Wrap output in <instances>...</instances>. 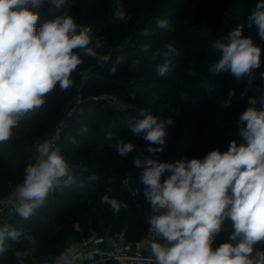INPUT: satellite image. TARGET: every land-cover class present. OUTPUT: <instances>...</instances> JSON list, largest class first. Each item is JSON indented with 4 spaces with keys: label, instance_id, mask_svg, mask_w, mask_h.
<instances>
[{
    "label": "clouds",
    "instance_id": "clouds-1",
    "mask_svg": "<svg viewBox=\"0 0 264 264\" xmlns=\"http://www.w3.org/2000/svg\"><path fill=\"white\" fill-rule=\"evenodd\" d=\"M44 2L0 0V143L11 139L20 120L41 108L57 86L61 91L73 87L72 74L84 63L81 54L101 65L110 60L109 55L97 51L104 42L93 28L78 24L69 14L68 0H48L56 14L37 28L38 9ZM112 8L114 21L131 19L121 0H114ZM247 22L249 27L256 26L258 38L264 41V0H258ZM156 25L167 29L169 21L158 19ZM243 28L238 25L213 42L212 48L220 54L209 69L213 76L231 73L237 81L249 78V83L254 79L262 64V48L251 36L243 35ZM141 35H148L147 30ZM140 47L148 52L151 44ZM164 48L166 59L157 65L159 77L168 75L170 55L176 52L171 43ZM122 59L118 57L117 63ZM111 71L115 73V66ZM234 94V90L229 91L223 107L230 106ZM248 104L238 121L244 142L232 140L226 151L217 148L203 158L159 160L171 118L165 120L143 110L139 118L129 122L133 135L149 142L147 151L152 154L147 159L135 157L133 164L144 169L140 180L151 215L147 217L150 236L143 244L155 264H264V93L249 97ZM82 131L87 132V128ZM105 139L121 157L136 150L133 142L116 139L113 133H107ZM36 152L34 163L24 168L22 183L10 198L0 199V212L11 206L15 214L29 220L46 206L51 193L76 184L58 147L45 140L36 145ZM98 178L95 173L89 177ZM100 203L114 213L128 209L126 202L107 194ZM226 220L232 222L233 231L226 242L214 247ZM6 241L12 244L6 246ZM22 243L23 249L14 247ZM36 244L30 231L0 224V254L10 249L17 264H26L35 255ZM81 255V245L69 241L58 255H45L38 264H78Z\"/></svg>",
    "mask_w": 264,
    "mask_h": 264
},
{
    "label": "trees",
    "instance_id": "trees-1",
    "mask_svg": "<svg viewBox=\"0 0 264 264\" xmlns=\"http://www.w3.org/2000/svg\"><path fill=\"white\" fill-rule=\"evenodd\" d=\"M101 1L96 0L98 3ZM152 1L154 4L151 3ZM174 1L127 0L124 8L131 19L120 22L114 21L112 17L107 23L101 22V11L95 8V4L83 6L78 15L76 12L71 13L73 17L77 18L78 24L93 28L94 33L104 42L103 47L97 51L109 55L110 60L107 64L99 66L95 59L81 54L84 63L72 74L73 87L67 91L60 90L57 93L59 104L65 109L72 108L78 96H84V100H82L74 116H78L82 120L85 118L93 119L87 109H97L96 111L101 116H109V121H104L103 130L99 128L90 130V133L97 132L94 138L81 140L74 134L73 125L75 123L72 124L74 116L69 119V125L65 127L61 140L68 133L71 134L69 136L71 140L66 139V150H61V153L64 157L75 154L71 162L74 165L72 172L76 177V184L63 192L57 190L51 193L46 206L38 210L37 214L29 220H23L19 217L17 221L12 222L13 227L30 231L37 240L36 253L33 257L28 258L26 264H33L45 255H58L69 241L81 244L85 238L93 234L102 235L124 231L127 239L132 242L147 236V217L151 215V206L145 199V185L140 180L144 169L135 167L133 160L137 156H140L141 159H147L152 154L147 151L149 142L145 141L142 136H134L129 128V122L137 119L133 114H138L134 102H139L141 99L133 100L132 97L130 98L129 101H132L131 103L134 104L131 105L134 106L130 109L129 115L120 113L115 109L109 108L108 110L104 100L94 102L86 99L90 94L88 93L89 90L97 88H111L116 91L138 94L141 93L136 87L139 84L143 85L149 94L158 93L162 84L165 89L167 88L166 80L171 79V77H159L157 66L153 63L144 64L135 58L133 50H136L137 44L141 43L138 38L144 36L139 31L144 21L149 16H153L156 10H168L177 6ZM257 2L258 0H189L186 4L182 3L179 5L181 10L173 16V22L176 21L180 34L176 40L178 53L194 59L206 57L209 51L207 48L212 47L216 36L221 37L227 34L229 30L242 24L244 25L243 35L251 36L254 43L262 48V66L264 64V41L258 38V29L255 25L249 27L247 20L232 18L231 15L232 11L235 10L252 11ZM55 14V12L47 10L46 14L41 15L40 21L51 19ZM191 22H196L201 30L192 32L190 29ZM191 46L196 49L193 50ZM219 56L218 53V59ZM118 57L123 58L120 63H117ZM144 58L148 61L151 59L150 56L145 55ZM113 66L116 68L115 73L111 71ZM85 73H88V76L83 82ZM117 77H124L130 82L121 83L115 80ZM209 80L224 83L225 86L234 89L237 93H251L257 96L264 93V78L262 77L254 78L249 83L247 77L237 81L231 73H220L215 76L211 74ZM82 82L84 88L80 91L79 86ZM179 89L177 88L175 93L169 94L168 92V96H162L164 98L171 97L172 100H170L171 104H168L170 106H165V109L159 112V117L167 120L166 117L171 116L173 123L167 125L168 139L163 152L158 154L160 161L175 162L184 158H203L207 152L217 148L226 151L232 140H236L238 144L244 142L239 132L230 133L222 138L218 137L216 134L221 131V125L215 123L207 112L198 110L193 104L182 100L177 94ZM51 102L53 101L50 100L48 103ZM46 105L45 103L41 108L24 116L19 125L13 129V134L16 129L26 128V125L41 118ZM158 105H154V109ZM235 105L239 107L240 111H245L249 106L247 101L242 100H235ZM167 107H177L178 110H168ZM227 114L230 115V118L236 117L233 110ZM119 115H122L121 120L117 117ZM181 116H184L183 122H181ZM59 117L60 115L54 120L59 119ZM115 117H117L116 120ZM51 119H53L52 116ZM51 127L52 125L49 126V128ZM24 132L25 130L21 132L22 138L20 139L17 138L20 137L19 134L15 138L11 137L8 141L0 143V198H3L9 191L8 183H21L24 177V168L28 164L34 163L33 160H29L32 159V156L26 147L18 146V142L25 137ZM107 133H113L116 139L133 142L136 145V150L127 157H121L114 147L109 148L107 146L108 141L105 139ZM29 137L32 140V136H27V138ZM112 143L114 144L115 140ZM93 173L99 177L97 180L89 179ZM127 173H131L137 182L142 209L136 206L133 198L122 185V180ZM105 194L126 202L128 209H121L119 213H114L108 205L100 203L101 197ZM232 231V222L226 220L222 231L215 239L214 247L226 242ZM9 244L12 242L6 241V246ZM14 247L23 249L24 244L14 245ZM0 264H17L10 249L6 250L4 254H0ZM111 264L115 263L112 262Z\"/></svg>",
    "mask_w": 264,
    "mask_h": 264
},
{
    "label": "rangeland",
    "instance_id": "rangeland-1",
    "mask_svg": "<svg viewBox=\"0 0 264 264\" xmlns=\"http://www.w3.org/2000/svg\"><path fill=\"white\" fill-rule=\"evenodd\" d=\"M125 1L127 0H121V3L125 7ZM114 0H102L100 3L96 2V0H68L69 5V14L71 15L72 12H76V15H78L82 9L83 6L89 5L92 6L95 4V8L98 9V11H101V22L107 23L109 19L111 20V15L113 12V5ZM189 0H175L174 3L177 4V6L169 8L168 10L159 9L154 11L153 16H149L148 19H146L141 26V29L139 30L141 33L147 30L148 35H144L139 37L140 40L139 44L135 47L136 50H133L135 54V58L139 59L141 62H144V64H151L158 65L164 62L166 59L164 53L167 51L164 48L165 44L171 43L173 44L174 48L176 49L175 54L170 55L172 67L168 73V77H171V79L166 80V89L162 86L158 89V93H147V89L141 84L137 85V90H139L141 93H126L121 90H114V89H108V88H97L93 90H89L88 93L89 96H87L86 100H92L94 102L98 100H104L107 106V109H115L116 111L120 113H124L126 115L130 114V109L132 108L131 104L135 103L136 110L138 111V114H133L136 118H139V113L143 110H150L151 113L159 117V112L162 111V109H165V106H170L168 104H171L172 98L167 97L164 98L162 96H168L171 92L175 93L177 88H180L177 91L178 96L182 100H185V102H188L190 104H193L194 107H196L198 110H202L204 112H207L211 118H213L214 122L221 125V131L217 132L218 137H224L230 133L239 132V116L243 111H240L239 107L235 105V100H242L247 101L249 100V97L256 94L251 93H237L234 89H231L228 86H225L224 83H221L217 80H209L211 72L209 71L208 67L215 63L218 60L217 54L218 52L214 51L212 47H208L209 49L206 57L200 58V59H194L187 56H182L178 53V45H177V38L179 37V29L176 25V21L173 22V16L176 15V12H179L181 9L179 8V5L182 3H188ZM154 4V2H151ZM50 10L52 12H55L54 6L48 2V0H45L43 5L38 9L41 15L46 14V11ZM251 11L249 10H240V11H232L231 15L232 18H238V19H245L247 20L248 15ZM56 13V12H55ZM99 16V17H100ZM75 18V17H74ZM41 19V18H40ZM77 19V18H75ZM158 19H167L169 21V28L167 29H161L158 28L156 25V21ZM44 21H39L37 28L42 24ZM120 22V21H118ZM170 29V30H169ZM191 31L193 32H199L201 29H199L198 24L196 22H191L190 26ZM219 36H216V40L219 39ZM128 42V41H127ZM144 43H150L151 48L148 52L142 51L140 45ZM185 46V45H184ZM191 48L194 50L196 49L194 46H191ZM155 53H159V55H155ZM145 56H150V60L144 58ZM201 67V68H200ZM210 72V73H209ZM209 73V74H208ZM261 73H264V64L254 72V78H260ZM88 73L84 74L83 82L87 79ZM116 81H119L121 83H129L128 79L124 77H117L115 78ZM158 80V79H156ZM83 82L80 84L79 89L80 91L83 90L84 84ZM230 90H234V95L231 97V104L229 107L225 108L223 107L224 101L229 99L228 93ZM60 89L57 86V88L52 92L49 93L46 97V108L44 109L43 115L41 118L36 120L35 122L26 125V128H18L15 130V133L13 134L12 138H22L21 132L25 130V137H23L22 141L18 142V146H25L27 151L31 154L33 160L36 155V145L41 143L43 140L47 139L50 135L53 129L58 126L59 124H66V126L69 125V119H71L76 110L78 109L79 105L82 103V100H84V96H78V99L76 100L75 105L72 108L65 109L59 104V96L57 93H59ZM145 92V93H144ZM175 94V96H177ZM243 94V95H242ZM135 99H141L139 102L131 103L132 101H129L130 98ZM258 97V96H257ZM50 104L48 102H50ZM158 103H160L158 105ZM142 104V105H140ZM154 105H158L156 109H154ZM259 106V105H258ZM178 107V106H177ZM177 107L173 108H166L168 110H178ZM106 109V108H105ZM97 109H87L88 112L92 115L93 119L85 118L81 119L78 118V116H74L73 118V125L74 134H76L79 139L81 140H87L88 138H94L97 135V132H91V129L99 128L100 130L104 128V121H109V116H101ZM233 110L236 113V117L230 118V115L227 113ZM101 113V112H100ZM58 115H60L59 119L54 120V118H57ZM51 116L53 119H51ZM119 119H122V115L117 116ZM115 117V120L116 118ZM167 119L171 118V116H167ZM54 120V121H53ZM113 120V121H115ZM184 116H181V122H183ZM118 122V121H117ZM49 128V126H51ZM87 128V132L82 131V129ZM32 136V140H30V137L27 138V136ZM71 134H66L61 141H59V149L66 150V139H70L69 136ZM48 136V137H47ZM47 137V138H46ZM45 138V139H44ZM168 139V135H167ZM71 140V139H70ZM167 143V142H166ZM63 155V154H62ZM75 154H71L68 157H65V159L69 162L71 166L72 162L71 160L74 158ZM131 174V173H129ZM22 183V182H21ZM9 184V191L7 194L4 195L3 198L0 199H6L10 198L13 193V188H15L20 183H8ZM141 201V200H140ZM6 209V213L5 210ZM3 216L0 218L2 219V222H7V224H10L12 227V222H15L19 219V215L15 217L17 214L12 212L11 206L3 208ZM1 213V212H0ZM18 218V219H17ZM142 240V239H141ZM139 240V241H141ZM138 242V241H133ZM36 261V260H35ZM33 261V262H35Z\"/></svg>",
    "mask_w": 264,
    "mask_h": 264
},
{
    "label": "built area",
    "instance_id": "built-area-1",
    "mask_svg": "<svg viewBox=\"0 0 264 264\" xmlns=\"http://www.w3.org/2000/svg\"><path fill=\"white\" fill-rule=\"evenodd\" d=\"M65 127L66 124H59L45 140L49 141L53 147H58ZM72 168L73 166H71ZM122 185L133 198L136 206L142 209L139 187L134 176L127 173L122 180ZM4 211L6 213V209ZM4 211L2 210L0 213V218L4 215ZM3 223L5 222H2L1 219L0 224ZM149 236L150 233L148 231L147 236L136 243L129 241L124 231L102 235L93 234L81 242L82 255L78 264H111L112 262L115 264H155L154 257L151 256L150 251L143 244V241L148 239ZM33 264H38V261Z\"/></svg>",
    "mask_w": 264,
    "mask_h": 264
},
{
    "label": "water",
    "instance_id": "water-1",
    "mask_svg": "<svg viewBox=\"0 0 264 264\" xmlns=\"http://www.w3.org/2000/svg\"><path fill=\"white\" fill-rule=\"evenodd\" d=\"M99 66L101 65V64H98Z\"/></svg>",
    "mask_w": 264,
    "mask_h": 264
}]
</instances>
